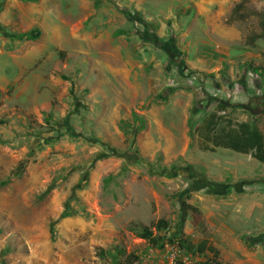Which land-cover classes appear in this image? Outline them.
<instances>
[{"label":"rangeland","instance_id":"374dc122","mask_svg":"<svg viewBox=\"0 0 264 264\" xmlns=\"http://www.w3.org/2000/svg\"><path fill=\"white\" fill-rule=\"evenodd\" d=\"M166 2L0 0V264H105L96 252L114 246L133 264H169L176 240L150 248L141 228L196 244L199 220L222 263L264 264V164L234 179L195 134L218 102L264 111V73L189 84L200 70L178 59L199 47L156 9ZM35 29V40L13 36ZM240 244L248 257H234Z\"/></svg>","mask_w":264,"mask_h":264},{"label":"crops","instance_id":"0c3cea01","mask_svg":"<svg viewBox=\"0 0 264 264\" xmlns=\"http://www.w3.org/2000/svg\"><path fill=\"white\" fill-rule=\"evenodd\" d=\"M164 1H167L166 4H158L156 9L164 11L163 18L168 19L170 24L173 22L175 25L185 27L183 34L188 36L186 39L188 46L197 44L199 47L196 49L194 46L197 52L186 53L185 59L183 57L178 59L186 69L189 67L200 70L197 76L198 81L206 82L208 79V83L214 81L219 86L220 82H228V76L231 78H234L235 74L237 76L239 70L241 72L251 68L253 71L261 70L264 73V0ZM175 7L182 10L184 15L171 16L172 12L168 13V11L170 12ZM185 12L187 13L185 14ZM213 38L217 39V42L215 41V48L212 49L209 48L208 41H214ZM251 60L260 61L261 65L254 63L248 66L247 64H249L248 62L251 63ZM236 68L241 69L234 73ZM210 74L214 75V78H211L212 75ZM237 100L240 102H234V110L232 109L234 116H232L231 109H228L227 105L222 102H218L214 107L209 108L195 133L198 146L202 151L218 152L222 155V159H225V164L234 165V179L251 171L248 167L249 163L256 161L264 164L252 156L254 149L246 143L248 140H244L249 130L255 127L254 124H257V128H262V138L264 139V111L253 117L252 111L249 109L251 102L245 98ZM206 103L209 101L206 100ZM252 105L255 104L252 103ZM210 116L218 117L215 130L213 128L211 130L214 135H218L216 139L219 140L220 144H215L216 146H213L211 139H204L205 137L201 132L202 129H208L206 124ZM255 119L257 122L254 121ZM212 133L209 134L210 138ZM228 133L234 138V144H236L234 149L229 145V140H221L225 139L223 136ZM262 145L264 150V143ZM210 148L214 150L211 151ZM234 200L237 201V204L243 201V198L234 194ZM198 210L201 212L200 209ZM211 244L215 246L214 243ZM215 247L219 250L217 246ZM236 252H243L244 255L249 256L248 250L242 244L239 245L238 251H234V257L238 255ZM235 263H237L236 260H234Z\"/></svg>","mask_w":264,"mask_h":264},{"label":"trees","instance_id":"16d2710c","mask_svg":"<svg viewBox=\"0 0 264 264\" xmlns=\"http://www.w3.org/2000/svg\"><path fill=\"white\" fill-rule=\"evenodd\" d=\"M22 1L35 2L37 0H22ZM39 34H40L39 30L35 29L29 32H20L13 36L17 40L22 41V40H35L38 38ZM132 119L135 122H137V124L139 125L138 129L144 128V120L141 117L133 114ZM254 121L257 122L256 119ZM217 122H218V117L210 116V119L206 124L208 129L207 130L202 129L201 131L203 136L205 137L204 139L206 140L211 139L213 146H216L215 144L217 145L220 144L219 140L216 139L218 135L217 134L214 135L211 132L212 128L215 130V125L217 124ZM128 125H132V124H128ZM254 125L255 127L252 128V130H249L248 135L245 136L244 140H248V142L246 143H248L249 146L253 147L254 154L252 156L258 159L259 161L264 162V150L262 149L263 147L262 144L264 143V139L262 138V130H261L262 128L259 129L257 128L258 127L257 124ZM241 127L243 128V126ZM211 133L213 135L210 138L209 134ZM223 137L225 139H221V140H229V145H231L232 148L234 149L236 145L234 144L235 143L234 138L229 133L225 134ZM212 149L213 148H210L209 150L212 151ZM105 180L108 181L109 178L107 177ZM49 190L51 189L47 188V191ZM184 207L191 214L200 215V211L193 205L189 203H184ZM70 215H72L71 211L62 212L59 218H64ZM168 227H169V223L166 220L160 219L156 223V229L158 232L168 229ZM198 229L200 230L202 239L196 244L192 243L188 237H183L182 235L171 237V239L169 238L166 239L160 233L154 235L150 227H142L140 233H138V236L144 239L148 243V246L150 248H155V249H163L166 242L171 241L172 243L176 240V243L174 245L177 246L178 250L180 252H183L184 254H188L189 257H193L194 262L196 264H224L220 260V251L208 241L209 233L202 220L198 221ZM96 254L100 259H102L103 262H105V264H124L125 262H127V264H133V262L138 259L133 253H126L124 248L119 246H114L112 250L98 248ZM122 257L123 259H121ZM177 264H182V262L178 261Z\"/></svg>","mask_w":264,"mask_h":264},{"label":"built area","instance_id":"2783aa9c","mask_svg":"<svg viewBox=\"0 0 264 264\" xmlns=\"http://www.w3.org/2000/svg\"><path fill=\"white\" fill-rule=\"evenodd\" d=\"M197 76L198 75H193V76H189V77H187V82L189 83V84H191V83H193L195 80H196V78H197ZM168 249H171V251H172V253L170 254V256L168 257V259H169V264H177V262L178 261H181L182 262V264H195V263H193L192 261H188V259H189V257H185L184 259H176L177 257H178V255L179 254H177L178 253V248H177V246L175 247V248H168ZM176 254V255H175ZM188 258V259H187Z\"/></svg>","mask_w":264,"mask_h":264}]
</instances>
